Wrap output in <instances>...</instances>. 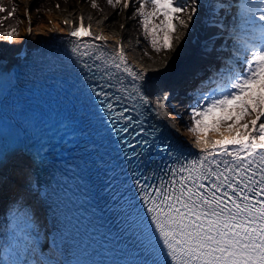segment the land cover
<instances>
[{
	"label": "snow or ice",
	"instance_id": "snow-or-ice-1",
	"mask_svg": "<svg viewBox=\"0 0 264 264\" xmlns=\"http://www.w3.org/2000/svg\"><path fill=\"white\" fill-rule=\"evenodd\" d=\"M107 2L129 9L133 0ZM135 3L132 15L139 17L157 53L173 50V40L183 38L179 30L189 29L204 7L200 0ZM91 7H98L96 0ZM16 11L0 3V13H6L0 26ZM214 14L223 15L213 25L218 37H226L220 52L229 40L232 45L227 67L192 93L188 106L187 130L202 152L179 167H165L163 174L141 172L136 157L149 146L144 112L150 97L158 96L156 103L164 107L170 99L167 85L135 71L123 46L109 54L83 42L93 33L82 16L70 33L76 39L66 55L87 73L89 97L98 102L101 122L125 149L129 165L125 175L133 195L125 197L126 214L137 246L134 258L124 264H264V0H217ZM27 31L32 32L31 26ZM18 35L15 26L0 31L8 42ZM209 43L216 41L210 38ZM13 223L10 242L0 246V264H54L34 259L31 218L25 214L21 222L13 213Z\"/></svg>",
	"mask_w": 264,
	"mask_h": 264
},
{
	"label": "bare ground",
	"instance_id": "bare-ground-1",
	"mask_svg": "<svg viewBox=\"0 0 264 264\" xmlns=\"http://www.w3.org/2000/svg\"><path fill=\"white\" fill-rule=\"evenodd\" d=\"M97 1L99 4L95 9L91 7L92 0H87L86 3L79 1L71 10L63 12L61 11L63 6H69L72 0H49V4H54L55 7L59 5L57 8L60 13L51 15L47 21L39 25H34L35 15L31 10L35 5L34 0H20L19 35L12 42L0 40V59L6 62L7 67H13L20 59L44 44L74 41L76 38L71 37L70 33L79 26L82 16L85 26L90 25L93 33L92 37L82 38L83 42L100 45L102 50L109 54L114 53L118 46H123L129 64L135 71L144 72L146 77L166 84L167 89L174 88L175 92L170 97L171 100L165 102L162 108L156 103L158 96L150 97L151 103L147 110L150 122L157 127L160 126L161 132L164 130V133L175 138L183 146L201 153L202 149L196 145L195 137L188 130L182 129L185 99L179 88L199 89L210 77L216 76L227 67L231 46L220 52L221 46L217 48L215 44L209 43L210 38H214L217 43L226 38L218 37L213 26L215 21L223 18L222 14H214L217 0H200L204 7L198 18L189 29L179 30V33H183V38L179 42L173 40V50L161 51L157 57L147 54L144 46L135 39L131 31L130 21L133 17L130 11L135 6V0L129 9H124L121 23L114 21L117 23V32L114 34L109 31L114 15L107 12L109 6L107 0ZM101 13L104 14L103 18L98 19ZM181 15L186 18L188 13ZM65 21L68 23L66 24ZM121 25L126 26L127 29L122 28ZM29 26L32 28L31 33L27 31ZM213 33L215 35L210 37ZM95 36H103L105 39L97 41L94 40ZM209 48L213 49L212 54L209 53ZM208 135L210 138L213 136L211 132ZM36 167V163L26 151L9 156L6 163L0 167V180L7 181L10 191H13L16 200L20 201V209L28 212V217L31 218L32 238L36 241L34 259L41 262L52 261L54 264H85L74 254L66 230V219L63 218L64 221L58 217L55 202L41 178L40 170ZM84 261L87 264H102V260L98 257H91V263Z\"/></svg>",
	"mask_w": 264,
	"mask_h": 264
},
{
	"label": "rangeland",
	"instance_id": "rangeland-1",
	"mask_svg": "<svg viewBox=\"0 0 264 264\" xmlns=\"http://www.w3.org/2000/svg\"><path fill=\"white\" fill-rule=\"evenodd\" d=\"M16 7V16H17V29L20 31V25H21V19H20V0H10ZM42 4V8L39 6L38 7V2ZM86 3L87 0H72V2L68 5H64L63 9L61 11L66 12V10H71L76 3ZM37 2V3H36ZM34 7H31V10L34 11L35 15V24L34 25H39L43 23L44 21L48 20V17H51V15L58 14L60 13V10L55 7L54 4H49V0H34ZM96 3L99 4V1L96 0ZM107 5V3H106ZM51 6V7H50ZM137 3H135V6L133 9H131V14L134 13L135 8L137 7ZM123 6L113 8L111 5L107 7V12L109 14H113L114 17L112 18V22L109 25V31L111 34H114L117 32V23H121L122 18H124V8ZM116 14V15H115ZM100 15V16H99ZM98 15V19L103 18V13ZM120 16V18H119ZM133 19L130 21V26H131V31L137 39L139 43H141L147 54H149L152 57H157L158 55L161 54L155 52L148 40L145 38L143 29L140 27L138 21L139 17L138 16H133ZM135 17V18H134ZM117 23H115V22ZM115 27V28H114ZM126 28V26L124 27ZM114 29V30H113ZM116 29V30H115ZM127 29V28H126ZM10 30V29H9ZM135 32H134V31ZM135 33V34H134ZM140 34V35H139ZM18 37V36H17ZM142 38V39H141ZM0 40H4L3 38H0ZM158 54V55H157ZM198 88H179V92L185 99V102L183 103L185 105V114L184 115V120L181 123L182 129L187 131V125L190 123L189 121V113H188V106L192 100V93H194ZM165 91H168L170 93V97L172 94L175 92L174 88L172 89H164ZM187 93V94H186ZM171 100V99H169ZM173 101V99H172ZM4 183V184H3ZM9 184L7 181L0 180V246H6L10 242V238L15 230V225L13 223V213H16L17 216L20 218L21 222L23 221V217L25 214L28 215V212L22 211L19 206L20 201L19 199L16 200L14 197L13 191H10L9 189Z\"/></svg>",
	"mask_w": 264,
	"mask_h": 264
},
{
	"label": "water",
	"instance_id": "water-1",
	"mask_svg": "<svg viewBox=\"0 0 264 264\" xmlns=\"http://www.w3.org/2000/svg\"><path fill=\"white\" fill-rule=\"evenodd\" d=\"M19 72L17 64L7 67L6 62L0 59V167L9 156L28 148L24 121L7 106Z\"/></svg>",
	"mask_w": 264,
	"mask_h": 264
},
{
	"label": "trees",
	"instance_id": "trees-1",
	"mask_svg": "<svg viewBox=\"0 0 264 264\" xmlns=\"http://www.w3.org/2000/svg\"><path fill=\"white\" fill-rule=\"evenodd\" d=\"M0 3H3L9 10L12 7H15V5L10 1V0H0ZM42 8V4L38 3V7ZM6 13H0V16H5ZM13 26H17V16H16V12L14 14V18H9L7 20L4 21L3 25L0 26V31H5V30H9L11 27Z\"/></svg>",
	"mask_w": 264,
	"mask_h": 264
}]
</instances>
